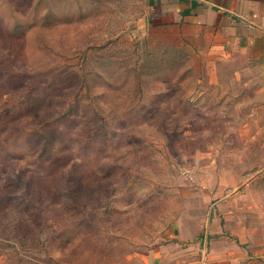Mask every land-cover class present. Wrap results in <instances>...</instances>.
<instances>
[{"label":"rangeland","instance_id":"obj_1","mask_svg":"<svg viewBox=\"0 0 264 264\" xmlns=\"http://www.w3.org/2000/svg\"><path fill=\"white\" fill-rule=\"evenodd\" d=\"M211 59L149 0H0V264H207L264 198V70Z\"/></svg>","mask_w":264,"mask_h":264},{"label":"crops","instance_id":"obj_2","mask_svg":"<svg viewBox=\"0 0 264 264\" xmlns=\"http://www.w3.org/2000/svg\"><path fill=\"white\" fill-rule=\"evenodd\" d=\"M149 12L153 25L180 24L214 63L264 70V0H149ZM253 189V202L240 207L230 198L221 218L208 223L207 264H264V198L257 201Z\"/></svg>","mask_w":264,"mask_h":264}]
</instances>
